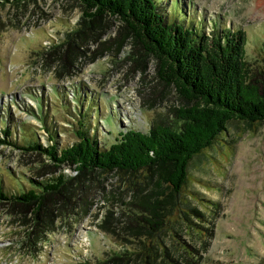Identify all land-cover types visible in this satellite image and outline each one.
Instances as JSON below:
<instances>
[{
    "label": "rangeland",
    "instance_id": "1",
    "mask_svg": "<svg viewBox=\"0 0 264 264\" xmlns=\"http://www.w3.org/2000/svg\"><path fill=\"white\" fill-rule=\"evenodd\" d=\"M157 1L169 17L190 19L205 34L215 27L243 30L245 58L259 60L264 0ZM84 12L79 0H0V185L8 194L26 191L31 180L75 177L73 165L22 147L71 145L82 114L100 148H108L120 131L147 132L184 104L117 16ZM188 175L186 188L198 197L188 199L189 220L161 232L148 257L133 254L147 234L131 223L136 216L120 217L115 198L123 187L114 171L45 201L42 218L49 209L55 217L42 238L29 233L31 207L0 199V264H264V121L229 122L192 159ZM74 202V212L59 210ZM108 208L123 220L112 219L113 232L99 227ZM115 257L123 260L114 263Z\"/></svg>",
    "mask_w": 264,
    "mask_h": 264
},
{
    "label": "trees",
    "instance_id": "2",
    "mask_svg": "<svg viewBox=\"0 0 264 264\" xmlns=\"http://www.w3.org/2000/svg\"><path fill=\"white\" fill-rule=\"evenodd\" d=\"M79 1L89 11L84 12L87 16L106 13L117 16L124 24L123 30L130 31L142 49L157 60V77L171 85L184 104L169 110L172 120L153 123L147 132L132 128L120 131L108 148H100L82 114L75 130L77 140L71 145L57 150V142L44 147L33 141L22 147L39 149L57 165H73L75 177L58 174L46 181L31 180L30 188L18 194H8L0 185V199L31 207L29 233L42 238L55 217L49 209L46 218H42L45 201L64 194L75 183L81 188L94 174L114 171L117 188L123 187L115 198L120 201V217L136 216L131 223L147 234L142 249L133 254L148 257L150 250L158 247L161 232L175 231L174 223L189 220L188 199L198 198L186 188L192 159L210 148L229 122L264 121V47L259 60L251 62L245 58L243 30L215 27L205 34L190 19L185 24L181 19L169 17L157 0ZM3 134L10 137L7 127L3 128ZM148 187L149 191H145ZM128 193L130 199L126 201ZM81 196L79 200L83 199ZM69 206L59 210L74 212L75 202ZM112 213L108 208L99 224L105 232H113ZM121 219L114 221L120 223ZM188 227L192 228L189 224ZM122 260L113 258L114 263Z\"/></svg>",
    "mask_w": 264,
    "mask_h": 264
}]
</instances>
